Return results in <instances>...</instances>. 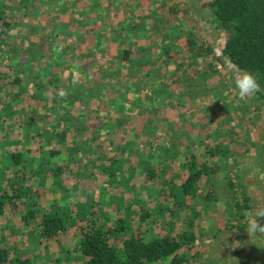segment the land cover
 I'll return each mask as SVG.
<instances>
[{
	"label": "rangeland",
	"instance_id": "1",
	"mask_svg": "<svg viewBox=\"0 0 264 264\" xmlns=\"http://www.w3.org/2000/svg\"><path fill=\"white\" fill-rule=\"evenodd\" d=\"M204 1L0 0L7 21L1 27L0 82L4 87L0 100L12 112L5 126L0 127V142L23 140L32 123L40 128L62 125L50 108L66 105L80 129L72 139L91 155H102L104 136L92 109L96 106L108 114L109 122L125 124V117L118 113L123 110L129 125L125 138L134 140L136 147L143 139L135 138L134 130L147 133L156 146L165 142L181 147L187 141L193 143L196 137L208 145L216 140L227 144L230 155L224 167L234 181L246 187L251 197L248 214L264 206V99L256 94L246 101L238 98L234 79L240 71L221 56L226 34L212 22ZM129 11L137 17L145 15V29L141 28L132 46L133 56L145 61L136 70L118 61L120 45H125L124 40L120 42L123 34L118 23L125 21ZM67 22L64 34L60 24ZM123 25L128 31L134 28L129 23ZM189 32L199 44L211 47L209 66L203 56H186L184 42ZM165 43L172 47L170 59L158 55ZM116 62L120 74L109 78L107 73L114 71ZM14 77L19 80V94L9 86ZM61 89L67 93L63 98L59 95ZM74 91L88 97V104L83 106ZM6 164L0 148V169ZM95 170L89 166L87 173ZM9 174L0 171V179ZM98 176L90 174L81 181V199L86 190H94L101 198ZM211 184L215 200L202 205L199 197L196 203L200 211L194 226L200 252L198 264H237L223 226L228 192L221 170ZM207 187L204 183L200 193ZM120 194L126 199L131 196ZM146 194L141 191V195ZM242 235L241 255L251 264H264V235H249L247 230ZM32 251L38 252V248ZM47 253L54 256L55 248L50 247Z\"/></svg>",
	"mask_w": 264,
	"mask_h": 264
},
{
	"label": "trees",
	"instance_id": "2",
	"mask_svg": "<svg viewBox=\"0 0 264 264\" xmlns=\"http://www.w3.org/2000/svg\"><path fill=\"white\" fill-rule=\"evenodd\" d=\"M203 6L226 34L221 56L236 70L255 74L261 88L256 97L264 99V0H205ZM144 17L129 11L125 21L118 23L123 34L119 32L118 38L125 41L118 61L133 70L145 62L135 58L132 49L133 40L145 29ZM6 22L0 3V39ZM127 23L133 30L126 29L123 24ZM67 27L68 22L61 23L59 30L66 34ZM184 49L187 57L203 56L206 66L211 64V47L199 44L194 33L187 34ZM171 50L165 43L158 55L170 59ZM119 62L107 73L109 78L119 76ZM18 81L14 77L9 82L17 94ZM3 87L0 82V91ZM74 92L83 106L88 104V97ZM7 106L0 100V127L11 116ZM50 109L62 125L40 128L32 123L23 140L0 142L7 163L0 171L10 173L0 179V264H198L194 226L200 211L196 203L199 197L202 205L215 200L211 179L220 170L228 192L223 220L227 242L237 264H251L241 255L251 197L224 167L230 155L227 144L216 140L208 145L196 137L181 147L165 142L156 146L147 133L134 130V137L143 139L136 147L134 140L125 138L129 125L123 110L118 113L125 117V124H119L109 122L108 114L94 106L104 151L93 156L72 139L80 129L69 107ZM89 166L96 170L88 174ZM90 174H99L96 185L102 188L101 198L94 190H86L81 199L79 184ZM204 183L208 187L200 193ZM120 193L131 196L126 199ZM34 247L38 252L32 251ZM50 247L56 251L52 257L47 253Z\"/></svg>",
	"mask_w": 264,
	"mask_h": 264
},
{
	"label": "clouds",
	"instance_id": "3",
	"mask_svg": "<svg viewBox=\"0 0 264 264\" xmlns=\"http://www.w3.org/2000/svg\"><path fill=\"white\" fill-rule=\"evenodd\" d=\"M234 86L241 101L250 99L261 90L256 75L247 70L240 71L234 79ZM59 95L63 98L67 93L61 89ZM246 230L249 235H264V206L256 208L247 215Z\"/></svg>",
	"mask_w": 264,
	"mask_h": 264
}]
</instances>
